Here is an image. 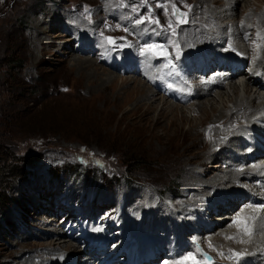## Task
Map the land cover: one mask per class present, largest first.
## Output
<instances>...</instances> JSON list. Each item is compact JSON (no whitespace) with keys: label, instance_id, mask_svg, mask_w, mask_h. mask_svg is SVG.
<instances>
[{"label":"rangeland","instance_id":"obj_1","mask_svg":"<svg viewBox=\"0 0 264 264\" xmlns=\"http://www.w3.org/2000/svg\"><path fill=\"white\" fill-rule=\"evenodd\" d=\"M244 1L239 0L240 13L237 12L231 19L225 18L223 23L234 21L240 25L246 18L258 36L262 32L257 27V16L264 9V0ZM197 2L0 0V264H63L65 259L69 261L76 255L73 249H78L79 235L74 232L75 228L90 221L96 225L97 219L108 210L104 218L117 216L118 223L125 220L126 224L133 225L138 220L137 230L147 232L148 229L149 236L154 235L167 241L183 233H178L179 223L182 222V229L188 231L186 235L182 234V240L189 243L187 239L193 232L197 233V225L192 221L185 222L186 213L196 208L201 210L196 209L202 213L201 218L215 227L209 231L204 230L205 227L200 228L197 237L201 243L199 247L195 245L193 248L206 251L211 260L215 258L221 264L230 263L222 260L236 252L234 248L240 245L239 239H207L225 227L234 226L231 222L234 217L229 215L231 220L223 224L218 221L229 208L222 204L224 212L212 210L208 214L204 206L187 202L192 192L199 195V192L209 191L208 194L215 196L220 192L216 188L203 186L196 187V191L186 190L187 185L196 179L191 176V172L199 173L202 178L203 172L197 169L198 165L203 166L206 158H214L220 152L219 146L212 143V135H216L218 128L213 123L215 118L207 106L208 101L205 100L206 106L199 103L193 106L207 96L193 97L189 102H172L156 92V100L162 102L164 99L168 102L164 108L165 113H159L156 105L147 104L138 108L136 101L143 96L142 90L130 89L144 83L151 89L152 85L147 83L146 76L143 78L139 73H124L125 68L121 69V74L109 67L110 58L120 62L123 54L138 58L139 67L145 65V59L148 62L153 60L151 64L160 72L168 71L165 64L167 60L174 62L177 52L179 57L186 60L185 54L188 51L181 44L180 36L193 19ZM235 2H228V7H232L230 9L233 11ZM172 3L187 13L186 23H176V18L171 15ZM185 5L191 6L190 10ZM213 7L217 12L224 9V6ZM149 13L152 20L159 21V25L149 21ZM200 13L198 17H201ZM141 18L145 22L136 23ZM170 20L174 32L168 27ZM79 25L86 27L85 32H79ZM234 28L226 27L223 31L232 32ZM106 38H112L115 45H110ZM76 39L78 42L91 41L86 48L93 47L96 56L90 54V60L105 71L103 75L106 72L113 76L119 75L113 84L107 83L105 89L101 88L104 91L100 94L98 85H94L99 81L91 70L82 73L78 69L70 70L73 64L71 60L75 56H88L84 53L74 54L71 45H76ZM263 39L258 36L257 41L250 45L253 52L250 58L253 59L249 64L258 60L259 48L264 45ZM146 44L163 45L168 54L167 59L164 56L141 55V49ZM100 48L106 51L104 56L97 55L98 52L103 53ZM237 51L235 49L236 58H242ZM242 74L236 75L233 81L242 80ZM188 78L190 81L191 77ZM229 81H224L223 85L227 87ZM185 85L193 90L191 83ZM220 89L215 87L211 92L215 94ZM260 92L264 94V90ZM220 96H216V103L220 101ZM224 96L233 98L234 94L226 91ZM168 106L174 108V115L166 112ZM200 106L208 112L207 119L204 118L206 115H193L190 111L192 107L200 112ZM186 116L196 119L195 122L184 120ZM170 120L175 121L174 126L167 129L164 126ZM190 143L195 146L182 155L180 147H188ZM242 149L232 146V152H228L227 156L233 154V150L241 152ZM262 157L259 155L257 160L253 158L249 161L251 164L248 162L239 167L228 165L237 162L223 157V163L212 170L219 176L230 174L228 171L235 168H253L256 162L262 164ZM239 161L243 162L241 159ZM243 183L248 181L242 179L234 187L243 188ZM219 194L224 198L234 193L228 188ZM209 197L202 195L199 198L213 199V196ZM147 199L149 203L142 205L141 200ZM235 199L240 203L233 204L229 212L236 211L234 215H237L243 208L240 206V196ZM235 199L231 198V201ZM167 201L176 203L166 207ZM115 203L119 204L120 209L113 211ZM139 217H143V220ZM213 217H218V220ZM153 220L158 221L159 230L153 229ZM104 226L106 228L110 225ZM97 228L102 229L100 226ZM70 233L74 239L71 243L73 248L62 250L45 245L46 241L53 238L63 241ZM254 246L238 252L255 256L258 249ZM196 258L203 259L200 255ZM187 264H192V261Z\"/></svg>","mask_w":264,"mask_h":264},{"label":"bare ground","instance_id":"obj_2","mask_svg":"<svg viewBox=\"0 0 264 264\" xmlns=\"http://www.w3.org/2000/svg\"><path fill=\"white\" fill-rule=\"evenodd\" d=\"M209 1L210 0H198V2H197L198 7L195 6V10L193 12L194 17H192L193 19H191V21L188 22L187 28L184 31L183 30L181 31L180 42L184 46V48L188 51V52H186L187 54H185L187 64L189 66H194V64L196 63V60H198V61H200V63H203L202 66H205V68H206V66L211 67L212 65L227 64L228 61L229 62L233 61L235 63L245 62L247 56L248 55L250 56V54H251L252 49L250 48V45H252L253 43H255V41H257L258 36H262V39L264 38V19H263L264 18V9H262L263 11H261L258 14V16L256 15L257 19H258V26L257 27L262 32V33H259L257 36L255 34L256 30L254 28H252L254 26L252 24L250 25V23L248 21H246V18L243 20V22L239 23L240 25H236V22H234V21L231 23H229V22L223 23V20L225 18L231 19L233 15L237 14V12L240 13V10L238 9L239 0H233V1H236L235 7L233 6L235 8L234 9L235 11L230 9L232 7H230V8L228 7V2L230 3V0H217V1L212 0V2H209ZM242 1H244V0H242ZM221 3L224 5H221ZM214 5H216V7L224 6V9L221 7L222 9L217 12V11L213 10ZM198 11H201V13ZM242 12L243 11H241V13ZM198 13H200V16L202 18L198 17V15H199ZM226 27H229V28L235 27L234 28L235 31L233 30L232 32L225 33V31H223V29H226ZM79 29H80V31L78 30L79 32H85L86 27L79 25ZM236 32H238V33H236ZM247 32H250V33L248 34ZM234 33L236 35H234ZM235 38L237 40H235ZM77 40L78 39H76V45H71L72 47L70 46L71 49L73 50L74 54H75V52L76 53H84L88 56H83L85 58H81L80 57L81 55H77L78 57L75 56L76 58L74 57V59L71 60V62L73 64L71 65L70 70H77L78 69V71L81 73L84 70H91L92 73H94L97 80L99 81L98 83H96L94 85H98L97 87L100 89L99 90V94H100L102 91H104L102 89H105L106 84L107 83L113 84L115 82L116 77H119V75L113 76L111 73H108V72H106V75L105 74L103 75V73H105V71L103 69H101V67L99 68L98 66H96L94 64L95 62L90 60V58H91V57H89L90 54H92L93 56H96V54L93 52V47L86 48V47L90 46L91 41L90 42L89 41L78 42ZM237 41L241 42V45ZM263 41H264V39H263ZM225 43H227L230 46V47H228V49H224L222 51V49L216 48L217 46H219V44H225ZM48 44H49V42H48ZM202 48H203V50H202ZM193 49H194V52L193 53L190 52V51H193ZM235 49L240 52V54L242 55L243 58H241V57H240L241 59L236 58L235 55L231 56V54H233L231 52V50H235ZM100 51H102L103 53L98 52L97 55L104 56V54H106V51L103 50L102 48H100ZM214 51H217V52H215L217 55L214 53ZM258 53H259L258 60L252 61L250 64L247 65V67H250L251 69L256 70L258 72V74L260 75L259 80L253 78V76H248V77L242 76L243 77L242 80H239V82H235V81H233L234 80L233 77L236 78L235 74L238 72V70L228 76V79L231 81H229L227 87L223 85V82H224L223 80L226 79L225 76H222L221 74L217 73L214 77L206 79L207 74L210 73V71L208 72L206 70H204V74H202L201 78L199 77L198 79H195V78L192 80L190 79L191 80L190 83L193 85V90L189 94V96H191V98L200 97V96H207L206 99L201 98L202 100L201 101L199 100L200 102L194 103V101L192 100L194 103L193 106H197L198 103H199V105H203L205 103V100L208 101L207 106L210 107V111H211L210 113L213 115V119L215 118L213 123H215L216 127L218 128L216 133H215L216 135H212V139H214L212 141V143L214 146H219L220 152H219V154L217 153V155L214 158L211 156H210V159H209V157L206 158L203 162L204 164H202L203 166L198 165L197 169L203 172V174L201 176L202 178H200L199 173L191 172L192 173L191 176L192 177L195 176L196 179L194 180L193 183L187 185L188 188H186V190L189 189L192 191H196L195 190L196 187L203 186L205 188H208V187L209 188L211 187L212 189L216 188L217 190H220V192H221L223 190H226V189L228 190V188L229 189L231 188L233 190L234 194H233V196L228 195V196H225L224 198H222L223 196L221 194H219L220 192L216 195L217 197L214 194H212V195L208 194L209 191H206V190H204V191H206L205 193L199 192L198 193L199 195H195L192 192L189 194V196L187 195L188 196L187 202H188V204L191 203V204L198 205V206L199 205L204 206L205 210L208 212V214L214 209L217 210L218 212H222V211L224 212V209L222 207V204H224L229 209H228V212L225 211L226 212L225 216L220 217V219H219L220 224H223L225 221L231 219L229 216H232V218L234 217V219L236 216V220L247 219L248 215L250 213V209H248L247 207H244L242 210H240L239 213H237V215H234L236 211H234L232 213L229 211H231L233 209V207H234L233 204L237 205V203H240V201H237V199H235L236 197H238V196H240V198L245 197L244 200H241L242 202H244L245 200H248L252 196L256 195V192L259 189L254 184L256 179H259V182H264V155L260 159L263 161L262 164H260V162L258 163L255 161L257 164L255 163V166L253 168H249V167L235 168L233 170L228 171L230 174H225L222 176H219L217 173L215 174L214 171L212 170L213 168H216L215 166H219L218 164L223 163L222 162L223 157H225V158L228 157L227 159H230L233 162H237V164L225 162L228 165H235L236 167H239L240 164L247 165L248 162L253 159V158H251V159L247 160V158H246L247 156H245V150H243V149L241 152L238 150H233L234 153L233 154L229 153L230 155L227 156L228 152H232V150H231L232 146L242 148L243 144L248 142L245 139V133L248 131H250V133L253 132L257 135L256 141L258 142V144L254 147V149H251V152L249 155L255 156L254 154L264 153V140H262V139H264V126H263L264 124L263 125L260 124L261 122H264V113H263L264 112V94L262 92H260V90H264V85H263L264 81L260 82V80H262L264 78V45H263V47L259 48ZM108 56H110V55H108ZM95 58L98 59V57H95ZM121 58H122L121 59L122 62L121 61L118 62L116 59L114 60V58L113 59L110 58L111 60H109V62H110L109 67L111 69L117 71V73H121V69L123 68L124 64L128 65L130 62L133 63L134 61H136V58L134 56H131L128 54L127 55L123 54V56ZM101 59H102V57H101ZM101 59H100V62H102ZM129 60H131V61H129ZM149 63L151 64L153 62H148V60L146 59L145 65L144 66L142 65L143 68L146 69L145 75L143 76V78L145 76H148V75L154 76V74L156 73V67L153 66L152 64L149 65ZM134 67L135 66H133V65L130 66L128 69L124 70V73L128 72L131 74H138L134 71L135 70ZM225 69L226 68H224V70ZM100 75H101V77H100ZM103 77H105V78H103ZM122 83H124V82H122ZM147 83L151 86V84L149 83L148 80H147ZM215 87H220L221 89L217 93L212 94V92H211L212 88H215ZM134 88L141 89L142 93H143L142 94L143 96L141 98H139L138 101H136L138 108L143 107V106H147V104H149V106H152V105L155 106L156 105V107H158L157 109L160 110L159 113H163V112L165 113L164 108L166 107L168 102L164 99H162V102H161V100L160 101L156 100L155 95H154V94H157L156 92L162 94V92H163L162 89L155 90L151 87H150L151 89H149L145 83L144 84H137L136 87L133 86L130 90H133ZM226 91L232 92L234 94V97L233 98L232 97L231 98L225 97L224 93ZM145 93H146V95H144ZM216 96H220L219 97L220 101L218 103L215 102ZM164 98L169 99L170 97L167 96ZM176 101H172V102H176ZM219 104H220V106H219ZM228 104H229V106L227 107ZM170 106H171V104H170ZM200 108H201V106H200ZM173 111H174V108L169 107L166 112H168V113L170 112V115H174ZM190 111L193 112V115H195V114L197 115V113H199L202 117H204V115H206V117H204L205 119L208 118V114H207L208 112L204 111L202 108H201V110H199L200 112H196L194 110V108L192 109V107H191ZM182 118L183 117L181 116V121H182ZM185 118L186 119H184V120L190 121V122H195L194 120H196V119H193L192 117L190 118L188 116H186ZM157 121H158V124H160V117H158ZM174 122L175 121L170 120L164 127H166L167 129L171 128L172 126H174ZM237 123H240V124H237ZM233 124H235V126H233ZM238 125H240L241 127H238ZM258 137L259 138L262 137V138L258 139ZM194 146H195L194 143H190V145L188 147L187 146H185V147L181 146L180 151H181L182 155ZM246 150H249V148H246ZM256 158L257 157H255L254 159H256ZM240 159L243 162H240L239 161ZM207 160H210V162L207 163L206 162ZM215 162H217V163L214 164ZM193 168H195V167H193ZM205 171H207L206 175H205ZM242 179L248 181V183H243L244 184L243 188L239 187V189H237L238 187H234V184L240 183V180H242ZM227 183H229V184H227ZM200 188H202V187H200ZM202 195H209L210 197L213 196L212 197L213 199H211L210 197H209L210 199L199 198ZM214 197H216V198H214ZM231 198H233V200L235 199V201L232 202ZM210 200H212V201H210ZM141 201H142L141 204L144 205V204H148L150 200L147 199V200H144V201L141 200ZM193 201H194V203H193ZM261 201H262V199L259 198L255 202L260 203ZM175 203L171 202V201H167L166 207H168V205H170V204L174 205ZM182 203H183V201H182ZM231 206H233V207H231ZM196 209L201 211L198 208H196ZM196 209L195 210L190 209L191 211L186 213L187 218L186 219L184 218L186 220L185 222L191 221L190 220L191 216H194L197 220V223L195 222V224L197 225V228L199 230L202 227H205L206 230L208 228H210L209 230L213 229L212 227H215V225L207 224V222L201 218L202 213L197 212ZM113 211H114V209H113ZM122 213H123V210H122ZM242 215H244L245 217L243 218ZM166 216H165V219H166ZM218 217H213V218H214V220H216V219L218 220ZM139 218H141V217H139ZM102 219H103L102 222L104 221L102 224L104 225V223L106 224L109 221L110 216L107 218L103 217ZM142 220H143V217L141 218V221ZM232 221H234V220H231V222ZM122 223L126 226V228L128 230L126 233L129 236L130 235L129 230H131V229L128 226L130 223L126 224L127 222L125 223V220L122 221ZM152 223H153L152 227H154L153 229L157 230L158 226H159L158 221L156 222L153 220ZM179 224L180 225L178 228V233L185 232L186 230L184 231L182 229L183 223L180 222ZM249 224L251 225V227L253 229V234L251 236L244 235L243 232L240 230V227L238 226V224L234 223V226H229L227 228L225 227V229L217 231V233L210 236L211 238L208 237L207 239L212 240V241H213V239H217L216 237H218V238L221 237V239H223V240L224 239L229 240L228 237H234L235 239H239L240 245L237 246L236 248L233 247L236 252L242 250L243 248H248V247H252L255 245L254 247H256L258 249V252L256 251L255 256H245L246 261L243 262L242 264H253V262H252L253 260H255V264H264V221L260 220V221H257L254 223V221L252 220V222H250ZM108 227L111 228L112 226H108ZM106 229H108V228L106 227ZM116 229H118V228H115V230ZM214 231H216V230H214ZM222 231H223V233H222ZM148 232H149L148 229H147V232L144 230H140L139 231V238L144 237L145 233L148 234ZM163 232H165V231H163ZM158 233H159V231H158ZM70 234L66 235L65 236L66 239H64L63 241H58V240H55V238H53V239H50V241H46L45 245L49 246L50 248L59 247L62 250H65V249L67 250L68 248L72 247L71 246V243H73L72 240L74 241V239L72 238L73 237L72 233H70ZM78 238L80 239L79 236H78ZM223 240H220V242H222ZM241 241H244V242L242 243ZM75 247H77L76 244H75ZM230 248H232V247H230ZM53 250H56V249H53ZM73 250H76V254H77L78 249H73ZM75 259L70 258L69 261H68V259H65L63 264H95L94 260H91L88 262L87 260H82L81 258H79L77 260H75ZM251 259H253V260H251ZM175 260H177L176 256L171 258V259L163 260L161 264H177V263H180L179 260H177L176 262H175ZM25 262L28 263L27 260H25ZM228 264H230V263H228Z\"/></svg>","mask_w":264,"mask_h":264},{"label":"snow or ice","instance_id":"obj_3","mask_svg":"<svg viewBox=\"0 0 264 264\" xmlns=\"http://www.w3.org/2000/svg\"><path fill=\"white\" fill-rule=\"evenodd\" d=\"M170 2H172V0H170ZM185 7H188L190 10L189 5H185ZM133 11H135V9H133ZM167 11V9H166ZM171 15L173 17L176 18V23L180 24V23H186V16L187 13L182 12L175 3H172V12ZM149 21L152 23H156L157 25H159V21L158 20H152L151 19V13H149V17H148ZM145 20L144 18H141L139 20L136 21V23H144ZM168 27L170 29L173 30V32L175 31V28L173 26V22L170 20ZM108 43L110 45H115V41L112 38H106ZM176 47L178 48L179 45H176ZM141 55H151L153 57L156 56H164L167 59V52L164 51V46L163 45H157V44H146L142 49H141ZM179 58V53L177 52V59ZM165 67L168 68H175V65L172 64L171 60H167V63L165 64ZM171 86V85H169ZM233 223L238 224V226L240 227V230L243 232L244 235H248L251 236L253 234V229L251 227V225L249 224L248 219H241V220H234ZM228 239H235L234 237H228ZM242 243L244 241H241ZM209 247H212V245H209ZM197 253L203 257V259H197L196 258V254L193 253H189L187 256L184 257L183 261L180 262V264H187L188 261H192V264H210V258L207 257L206 255H204L199 248H197ZM220 255H223L222 253H220ZM244 253H240V252H233L232 255L229 257V259L234 260L235 262H238L243 259L244 257Z\"/></svg>","mask_w":264,"mask_h":264}]
</instances>
